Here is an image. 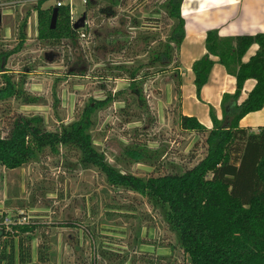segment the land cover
<instances>
[{"label":"rangeland","instance_id":"374dc122","mask_svg":"<svg viewBox=\"0 0 264 264\" xmlns=\"http://www.w3.org/2000/svg\"><path fill=\"white\" fill-rule=\"evenodd\" d=\"M39 1L44 9L56 3L0 0V44L15 48L22 25L27 24L25 45L7 60L6 68L15 79L23 80V89L37 99L28 103L23 98H10L0 103V127L4 131L16 114L41 116L51 130L79 121L86 105L128 88L124 70L112 72L109 68L117 63L127 68L148 63L145 45L138 36L149 32L166 39L171 28L164 23L150 29L132 23L133 18L144 21L156 0L127 1L114 18H106L96 7L84 20L89 26L86 37H80L73 48L65 40L39 38ZM99 2L107 4L105 0ZM74 5L77 21L86 7L79 0ZM121 17L128 19L129 50L97 59L98 27L103 26V32L115 28ZM149 44L155 47L158 42L152 39ZM157 69L149 68L151 76L142 88L144 105L138 98L133 103L134 96L129 93L99 104L92 112L89 129L96 149L111 165L142 178L192 167L206 152L204 137L180 126L181 100L174 90L178 79L173 70ZM70 70L84 72L73 74ZM145 70L138 74L143 77ZM133 145L147 147L153 156L132 159L125 154V147ZM2 213L7 215L6 225L16 214L22 222L32 220L46 227L39 229L40 238L33 246L35 258L39 244L49 247L48 264H93L94 260L97 264H190L161 209L140 193L111 185L98 167L81 163V153L75 148H46L22 167L0 166V216ZM67 222L76 226L63 227ZM103 250L114 261L101 258ZM158 255L163 256L159 262L154 259Z\"/></svg>","mask_w":264,"mask_h":264},{"label":"trees","instance_id":"16d2710c","mask_svg":"<svg viewBox=\"0 0 264 264\" xmlns=\"http://www.w3.org/2000/svg\"><path fill=\"white\" fill-rule=\"evenodd\" d=\"M105 1L107 4L101 5L99 0H88L84 12L86 18L92 16L90 14L96 7H99L97 12L106 18H114L118 8L127 4V1L146 0ZM153 5L155 7L144 18L146 22L137 18L131 21L134 25L148 29L151 26L159 27L161 23L171 25L166 39L157 37L154 33H141L138 39L145 45L148 63L134 68L117 63L115 67L109 68L112 72L116 69L124 70L129 80L128 88L119 89L98 103H89L79 121L56 130L48 129L41 116L16 114L6 131L0 127V166L7 169L22 167L46 148H75L81 153V163L98 167L111 185L140 193L161 209L164 220L174 231L178 246L189 257L190 264H264V126L255 131L251 127L239 125L246 114L259 111L264 106V32L226 37L219 36L215 29L207 32V54L192 65L196 92L200 96L202 87L208 83L215 64L212 55L217 56L218 62L227 72L236 77L237 86L234 94L226 93L223 97L222 119L217 117L213 107L210 108L213 124L209 128L196 116H187L181 111V128L202 135L206 146L205 155L192 167L147 178L137 177L111 165L105 154L99 152L94 145L89 131L93 110L99 104L124 98L126 93L134 96L133 103L138 98L140 105H144L142 88L150 75V67L158 66L156 72L173 70V75L178 79L174 90L181 100L180 48L185 39V20L181 15L183 0H156ZM37 7L40 39L56 42L65 40L74 48L80 37H86L81 36V33L87 35L89 26L75 28L78 20H71L69 5L58 7L55 3L44 9L39 1ZM54 8H58V17L57 26L52 29L50 22ZM119 21V26L105 28L104 32L101 31L103 26L98 27L95 35V40L98 41L95 47L97 59L129 50L132 41L126 27L128 19L121 17ZM26 29L27 24L24 22L19 33V44L15 48L9 49L0 44V103L10 98H23L28 103L37 102L35 96L23 89L24 81L15 79L6 68L7 60L25 45ZM152 39L158 42L155 47L149 44ZM253 44L259 46L256 55L244 62L243 57ZM142 68H146L143 77L138 74ZM83 72L70 70L73 74ZM250 78L256 80V85L244 101L239 103L244 83ZM124 101L129 104L127 99ZM125 154L136 161L153 156L147 147L139 145L126 146ZM6 219L7 215L2 213L0 264H48L49 247L39 244L35 258L33 246V241L40 238L37 235L39 229L46 227L32 220L22 222L16 214L11 216L12 222L9 225L5 224ZM74 225L73 222H67L62 226L75 227ZM154 257L158 262L163 258L162 255ZM101 258L111 260L104 250L101 251ZM93 264H97V261L94 260Z\"/></svg>","mask_w":264,"mask_h":264},{"label":"crops","instance_id":"0c3cea01","mask_svg":"<svg viewBox=\"0 0 264 264\" xmlns=\"http://www.w3.org/2000/svg\"><path fill=\"white\" fill-rule=\"evenodd\" d=\"M181 15L185 20V39L180 48L181 111L184 115L196 116L209 128L213 124L210 108L213 107L219 119L223 118V97L226 93L236 92L237 80L218 62L219 58L212 55L215 64L199 96L192 65L207 54L206 35L209 30H217L221 37L264 32V0H183ZM258 48V44H253L246 51L243 61L247 62L256 55ZM255 85L253 78L245 81L239 103L244 101ZM239 125L255 131L263 127L264 106L259 111L246 114Z\"/></svg>","mask_w":264,"mask_h":264},{"label":"water","instance_id":"95a60500","mask_svg":"<svg viewBox=\"0 0 264 264\" xmlns=\"http://www.w3.org/2000/svg\"><path fill=\"white\" fill-rule=\"evenodd\" d=\"M57 17H58V8H54L53 10V14H52V18H51V28L54 29L57 26ZM86 18V14L83 13V15L79 18V20L77 22H75V28L79 29L81 27H84L85 25V20ZM0 22H1V16H0Z\"/></svg>","mask_w":264,"mask_h":264},{"label":"built area","instance_id":"2783aa9c","mask_svg":"<svg viewBox=\"0 0 264 264\" xmlns=\"http://www.w3.org/2000/svg\"><path fill=\"white\" fill-rule=\"evenodd\" d=\"M75 1L76 0H56V5L58 7H60V5H69L70 6V10H71V20L73 22H75L74 20V15H75ZM81 2V4H83L84 6L86 5V3L88 2V0H79ZM81 36H86V34L84 32L81 33Z\"/></svg>","mask_w":264,"mask_h":264}]
</instances>
